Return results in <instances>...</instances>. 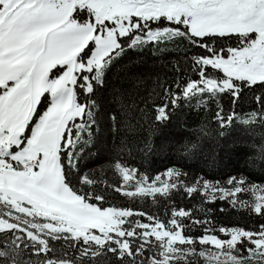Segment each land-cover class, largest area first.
Here are the masks:
<instances>
[{
	"label": "snow or ice",
	"instance_id": "1",
	"mask_svg": "<svg viewBox=\"0 0 264 264\" xmlns=\"http://www.w3.org/2000/svg\"><path fill=\"white\" fill-rule=\"evenodd\" d=\"M233 37L236 46L217 47L216 40ZM177 38L203 51L191 56L198 79L178 83L171 104L197 96L201 103L217 101L214 118L229 126L236 114H225L218 97L228 94L235 104L243 88L264 90V0H0V233L6 234L0 264H96L108 253L117 264H264V224L217 228L194 218L192 209L175 207L165 223L104 207L103 195L73 185V149L81 133L91 137L90 97L112 59L126 47ZM255 99L260 110L245 124L264 123V95ZM167 108L157 107L158 123L168 120ZM114 167L122 176L115 190L129 198L182 189L264 216V185L243 177L230 176L228 187L207 180L188 185L175 168L150 179L119 160ZM79 183L96 181L82 176ZM134 215L146 222L130 220ZM184 219L204 225V234L187 235ZM49 240H64L75 255L58 253Z\"/></svg>",
	"mask_w": 264,
	"mask_h": 264
},
{
	"label": "trees",
	"instance_id": "2",
	"mask_svg": "<svg viewBox=\"0 0 264 264\" xmlns=\"http://www.w3.org/2000/svg\"><path fill=\"white\" fill-rule=\"evenodd\" d=\"M230 41L236 46L235 37L218 39L216 44L217 47L232 46ZM202 51L180 38L162 44L150 43L142 48H125L107 69L103 85H96L95 94L90 97L95 102L94 106L90 105L95 124L91 127V137L81 133V139L73 149L76 160L71 169L72 182L84 192L103 195L104 207L147 213L160 217L165 223L175 207L192 209L194 218L210 220L217 228L256 230L264 224V216L243 207L234 208L228 200L205 201L199 193L189 196L182 189H173L168 197L157 194L155 199L129 198L115 190L122 184V176L114 167L117 160L150 179L175 168L186 174L182 179L188 185L207 180L228 187L226 182L230 176L243 177L248 184L264 185V162H261L264 123L259 118L249 124L243 122L253 110H260L255 97L264 95V90L243 88L235 104L230 95L221 94L218 103L225 114H236L225 128H221L214 118L217 101L208 99L207 103H201L197 96L181 99L175 106L171 104L172 94L179 91L178 83L198 79L191 56ZM80 101L87 103L83 95ZM163 105H168L169 118L158 123L156 110ZM82 176H88L96 183L81 185L79 179ZM123 190L133 189L126 186ZM243 199L250 198L245 196ZM129 219L146 222L141 215ZM183 222L189 225L187 235L199 237L204 234V225H192L188 219ZM5 235L0 233V241ZM49 244L58 253L67 249L70 255H75L64 240H49ZM95 261L96 264H117L111 253L96 257ZM86 264L91 262L86 261Z\"/></svg>",
	"mask_w": 264,
	"mask_h": 264
},
{
	"label": "rangeland",
	"instance_id": "3",
	"mask_svg": "<svg viewBox=\"0 0 264 264\" xmlns=\"http://www.w3.org/2000/svg\"><path fill=\"white\" fill-rule=\"evenodd\" d=\"M230 42L232 43V46H235L233 41H230ZM116 58H117V57H114V58L112 59V61H111V63H110L109 66H111V64L115 61ZM109 66H108V68H109ZM108 68H107V69H108ZM107 69H106V71H107ZM46 107H47V100H45L44 103H42V104L39 106L40 111L42 112L43 110H45ZM101 136H102V134H101Z\"/></svg>",
	"mask_w": 264,
	"mask_h": 264
}]
</instances>
